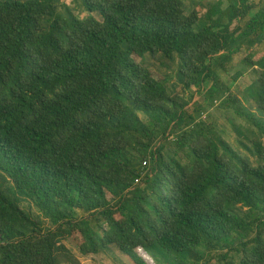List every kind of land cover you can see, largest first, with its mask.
<instances>
[{
  "label": "trees",
  "instance_id": "16d2710c",
  "mask_svg": "<svg viewBox=\"0 0 264 264\" xmlns=\"http://www.w3.org/2000/svg\"><path fill=\"white\" fill-rule=\"evenodd\" d=\"M77 1L89 16L0 0V264H83L75 234L81 255L133 264L151 249L264 264V0H192L188 16L189 0ZM242 52L243 100L218 76ZM148 56L178 63L175 81ZM200 93L250 146L190 106Z\"/></svg>",
  "mask_w": 264,
  "mask_h": 264
},
{
  "label": "rangeland",
  "instance_id": "374dc122",
  "mask_svg": "<svg viewBox=\"0 0 264 264\" xmlns=\"http://www.w3.org/2000/svg\"><path fill=\"white\" fill-rule=\"evenodd\" d=\"M209 2V0H205ZM258 3L260 0H254ZM64 3L70 6L80 18H85L89 16V13L85 11L82 7L81 3L77 0H64ZM83 4V3H82ZM194 10V6L192 4V0L186 2L185 5V14L188 16ZM94 16L101 20V17L98 14H94ZM246 57V52H242L238 55H235L231 64L228 65L227 71H219L218 76L231 90L236 93L241 99V92L249 87L253 81L255 80V75L253 72L249 71V73L245 74L238 81H235L234 76L241 68V62ZM146 65L157 72L160 75L170 76V79L175 81V71L177 69L178 63H171L168 61H164L162 59H153L150 56L147 57ZM191 99V97H186ZM219 100V99H218ZM243 100V99H242ZM220 101L216 102L214 106H210V103L206 100V97L200 93L195 94V98L190 101V106L193 108L194 106L205 105L208 107V111L204 112L207 114V121L216 125L219 132L223 134V136L234 146L238 147V143L236 141V135L234 132V125L237 124L240 130L244 133L246 137V144L250 146L249 140L254 139L255 135L251 131H248L245 124L239 120L232 112H228L222 110L220 107ZM245 105H247L251 109L254 108V104L251 101L244 100ZM167 155H171L168 151ZM22 206L25 209H31V212L34 215L39 214L35 207H29L27 202H24ZM78 236L75 234L72 238L66 241V246L72 252L74 256H76L79 261L83 264H133V262L127 256L123 255L117 248L109 247L106 250H103L99 255L92 256H83L80 254L77 240ZM160 251V252H159ZM214 256V255H213ZM207 256L204 262H208V264H220L218 263L216 256L214 257ZM145 259L151 260L154 264H177L178 259L174 256H170L161 250L151 249L144 253ZM143 257V258H144Z\"/></svg>",
  "mask_w": 264,
  "mask_h": 264
}]
</instances>
